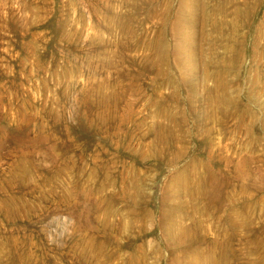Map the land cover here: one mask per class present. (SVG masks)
Listing matches in <instances>:
<instances>
[{"label":"rangeland","instance_id":"374dc122","mask_svg":"<svg viewBox=\"0 0 264 264\" xmlns=\"http://www.w3.org/2000/svg\"><path fill=\"white\" fill-rule=\"evenodd\" d=\"M0 264H264V0H0Z\"/></svg>","mask_w":264,"mask_h":264}]
</instances>
